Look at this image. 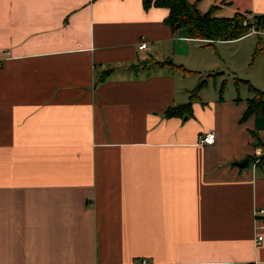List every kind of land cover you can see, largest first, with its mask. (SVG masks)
I'll use <instances>...</instances> for the list:
<instances>
[{
  "label": "crops",
  "instance_id": "1",
  "mask_svg": "<svg viewBox=\"0 0 264 264\" xmlns=\"http://www.w3.org/2000/svg\"><path fill=\"white\" fill-rule=\"evenodd\" d=\"M189 1L264 20V0ZM169 14L0 0V264H264V116L242 120L249 83L264 91V38L188 39ZM202 80L192 114L168 117Z\"/></svg>",
  "mask_w": 264,
  "mask_h": 264
},
{
  "label": "trees",
  "instance_id": "2",
  "mask_svg": "<svg viewBox=\"0 0 264 264\" xmlns=\"http://www.w3.org/2000/svg\"><path fill=\"white\" fill-rule=\"evenodd\" d=\"M151 6L156 8H167L170 11L166 19L174 31L183 30L184 37L195 40L208 41H233L247 36L248 27H244L245 17L242 14H235L232 18H214L215 8L206 14L201 15L197 6L189 0H144V7L147 9ZM254 23L258 28L264 27L263 17H255ZM255 56L260 53L259 48L255 49ZM207 81L202 80L192 91L191 101L188 104L168 108L167 116H181L192 114V103L199 98L200 91L205 87ZM249 83V82H247ZM249 89L253 93L248 101V110L242 120L249 118L254 114L264 116V91H260L249 83ZM260 165H264V156L260 157Z\"/></svg>",
  "mask_w": 264,
  "mask_h": 264
},
{
  "label": "rangeland",
  "instance_id": "3",
  "mask_svg": "<svg viewBox=\"0 0 264 264\" xmlns=\"http://www.w3.org/2000/svg\"><path fill=\"white\" fill-rule=\"evenodd\" d=\"M249 39V38H248ZM251 39L258 41V36H254ZM233 43V42H232ZM243 43H234L233 45H229L227 47L222 48L220 51L217 49V45L214 46H202V44L197 43V50L193 53V55H204V54H218V53H228L230 56L233 52L237 51L242 52L240 45ZM264 45V44H263ZM244 52H248L245 55H233V61L230 60L232 65H234L232 68H238L240 71H245V73L256 63L258 56H255V50L243 48ZM217 56V55H216ZM205 81V80H204ZM224 85L226 87V82H224ZM213 86V83L212 85ZM228 89V88H227ZM211 91H213V87H210Z\"/></svg>",
  "mask_w": 264,
  "mask_h": 264
},
{
  "label": "built area",
  "instance_id": "4",
  "mask_svg": "<svg viewBox=\"0 0 264 264\" xmlns=\"http://www.w3.org/2000/svg\"><path fill=\"white\" fill-rule=\"evenodd\" d=\"M244 27H248L247 34L251 35H258L264 38V27L258 28L254 23V17L252 15L246 14L244 15ZM148 46V43L142 42L139 46L141 50H145ZM5 56L10 55L9 52H5ZM216 134L214 130H208L205 133H203L200 137V143L204 146L214 144L216 142ZM262 146L264 149V138H262ZM264 151V150H263ZM257 214H260L262 217H264V209H261ZM263 237L258 236L257 237V244H261L263 242Z\"/></svg>",
  "mask_w": 264,
  "mask_h": 264
},
{
  "label": "water",
  "instance_id": "5",
  "mask_svg": "<svg viewBox=\"0 0 264 264\" xmlns=\"http://www.w3.org/2000/svg\"><path fill=\"white\" fill-rule=\"evenodd\" d=\"M237 165L239 167L245 168V167H247L249 165V159H247V160H245V161H243L241 163H237Z\"/></svg>",
  "mask_w": 264,
  "mask_h": 264
}]
</instances>
